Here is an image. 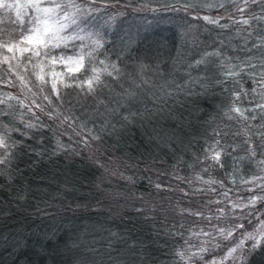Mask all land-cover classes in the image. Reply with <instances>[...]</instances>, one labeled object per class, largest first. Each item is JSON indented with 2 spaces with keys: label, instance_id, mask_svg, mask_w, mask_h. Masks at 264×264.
I'll return each instance as SVG.
<instances>
[{
  "label": "snow or ice",
  "instance_id": "6c2138e0",
  "mask_svg": "<svg viewBox=\"0 0 264 264\" xmlns=\"http://www.w3.org/2000/svg\"><path fill=\"white\" fill-rule=\"evenodd\" d=\"M159 10L203 21L197 32L216 30L211 50L179 53L171 71L129 69L122 50L108 48L107 29L129 11ZM210 65L213 76L192 77ZM212 84L227 95L223 127L187 165L191 172L180 175L174 166L176 188L149 178L157 192L180 194L167 209L160 206L157 236L171 243V264H250L264 250V0H165L159 7L152 0H0V176L10 182L24 157L35 165L87 152L93 164L134 185L107 140L123 138L137 119L163 111L180 93L190 95L191 85ZM45 129L53 133L50 148L42 147ZM136 199L134 210L147 221L155 209L142 195ZM140 243L109 231L91 264H144Z\"/></svg>",
  "mask_w": 264,
  "mask_h": 264
},
{
  "label": "trees",
  "instance_id": "16d2710c",
  "mask_svg": "<svg viewBox=\"0 0 264 264\" xmlns=\"http://www.w3.org/2000/svg\"><path fill=\"white\" fill-rule=\"evenodd\" d=\"M163 3L165 0H152L153 7ZM202 24L182 11H129L107 29L105 39L109 49L122 50L129 69L150 64L162 71L167 66L171 71L179 53L187 51L196 56L204 48L211 50L216 30L197 32L196 26ZM176 67L184 72L181 65ZM215 70L214 65L201 66L192 77H211ZM175 78L183 83L179 76ZM226 103L221 86L191 85L190 95L180 93L163 111L152 109V116L137 119L123 138L108 139L106 147L114 160L129 166L125 174L134 175V185L93 164L87 152L81 156L59 155L35 165L28 157L18 161L20 172L10 182L0 176V264H91L96 250L105 246L109 231L141 241L137 247L144 264H171L166 251L171 243L166 245L163 235L157 236L165 215L159 209L168 208L170 197L176 203L180 194L157 192L149 178L153 183L176 188L171 175L174 166L180 175L191 172L187 165L201 154L212 130L223 127ZM43 138L42 147L50 148L55 143L47 129ZM63 139L68 142L67 137ZM226 163L230 165L231 161ZM148 168L151 171H146ZM213 174L223 172L216 170ZM17 193H22L24 200L18 201ZM141 195L155 209L147 221L134 210L140 206L136 197ZM250 264H264V250H258Z\"/></svg>",
  "mask_w": 264,
  "mask_h": 264
}]
</instances>
